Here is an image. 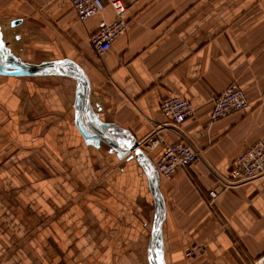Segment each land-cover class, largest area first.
Instances as JSON below:
<instances>
[{"label":"crops","instance_id":"0c3cea01","mask_svg":"<svg viewBox=\"0 0 264 264\" xmlns=\"http://www.w3.org/2000/svg\"><path fill=\"white\" fill-rule=\"evenodd\" d=\"M122 1L126 29L100 53L88 37L115 18L110 5L81 23L69 0H0L2 39L29 61L76 62L95 126L121 147L135 143L156 173L164 143L193 145L195 162L157 179L166 264H253L264 251V173L219 179L264 143V0ZM231 84L248 109L211 123L214 98ZM80 92L72 77L0 74V264H151V177L132 150L87 137L81 118L77 127ZM171 94L194 107L178 133L158 127ZM149 137L161 141L150 147ZM209 188L220 190L212 202Z\"/></svg>","mask_w":264,"mask_h":264},{"label":"built area","instance_id":"2783aa9c","mask_svg":"<svg viewBox=\"0 0 264 264\" xmlns=\"http://www.w3.org/2000/svg\"><path fill=\"white\" fill-rule=\"evenodd\" d=\"M75 12L77 21L84 23L92 15L101 12L106 5H110L116 16L110 21H103L95 33L89 35L91 47L98 53L109 48L115 38L124 33L126 19L124 13L126 5L122 0H69ZM249 107L243 89L237 84H231L213 100V109L210 122H214L230 113L243 112ZM162 113L167 117L166 124H158V127H171L178 133L180 124L194 113V107L186 98L171 94L160 101ZM161 139L149 137L147 145L155 146ZM198 158L193 145L183 139L171 143H164L161 154L154 161L155 169L161 178L171 177L177 169H184ZM264 173V143L257 141L243 150L234 160L229 176L220 178V185L230 186L243 183L257 175ZM221 186V187H222ZM220 190L209 188L207 197L210 202L215 199ZM202 249V246L186 250V256H192ZM253 264H264V251L253 261Z\"/></svg>","mask_w":264,"mask_h":264},{"label":"water","instance_id":"95a60500","mask_svg":"<svg viewBox=\"0 0 264 264\" xmlns=\"http://www.w3.org/2000/svg\"><path fill=\"white\" fill-rule=\"evenodd\" d=\"M22 22V19H14L11 25H17ZM1 30V29H0ZM66 66L71 67L67 69ZM0 74L8 76H33L37 74L41 75H63L67 77H72L80 82L81 92L80 99L77 100L75 105V111L77 114V127H82V123L87 128V137L92 139L102 140L109 145L116 147L120 150L129 151L132 149L133 156L139 159L143 165L146 167L152 181L153 191L155 193V200L157 203L158 217L156 218L155 225L152 227L151 238H150V256L149 261L151 264H166L163 244L161 243V225L164 220L165 208L163 199L157 190V179L158 175L155 172L152 164L146 159L143 154L142 149L131 141L128 142L129 145L126 147H121L112 137L107 135L103 130L95 126V120L91 116L89 111V82L87 76L83 69L73 60L68 58H59L49 61H29L22 57H18L13 54L10 48L5 44L2 39V34L0 31ZM81 118V121H80ZM83 128V127H82ZM127 141V140H126ZM167 262V261H166ZM168 264V263H167Z\"/></svg>","mask_w":264,"mask_h":264},{"label":"rangeland","instance_id":"374dc122","mask_svg":"<svg viewBox=\"0 0 264 264\" xmlns=\"http://www.w3.org/2000/svg\"><path fill=\"white\" fill-rule=\"evenodd\" d=\"M4 29H5V31H6V33H7V34H5V37H6V35H7L6 39L12 41V39L14 38V36H13V34L11 33V30H9L7 26H6V28L4 27ZM8 34H9V35H8ZM37 75H39V74H37ZM109 151H110L109 154H112V155L114 154L115 156L117 155V153L115 154V150H114V149L109 150ZM107 152H108V150H107ZM108 158H110V157H108ZM113 158L116 160V159H120L121 157H113ZM156 171H157V170H156ZM157 174H158V172H157Z\"/></svg>","mask_w":264,"mask_h":264},{"label":"bare ground","instance_id":"6f19581e","mask_svg":"<svg viewBox=\"0 0 264 264\" xmlns=\"http://www.w3.org/2000/svg\"><path fill=\"white\" fill-rule=\"evenodd\" d=\"M137 148H139V147L137 146ZM130 150H132V149H130Z\"/></svg>","mask_w":264,"mask_h":264}]
</instances>
